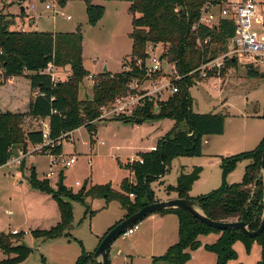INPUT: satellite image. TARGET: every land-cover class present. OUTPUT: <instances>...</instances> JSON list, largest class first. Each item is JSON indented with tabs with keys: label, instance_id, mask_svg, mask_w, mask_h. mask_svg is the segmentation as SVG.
Instances as JSON below:
<instances>
[{
	"label": "trees",
	"instance_id": "1",
	"mask_svg": "<svg viewBox=\"0 0 264 264\" xmlns=\"http://www.w3.org/2000/svg\"><path fill=\"white\" fill-rule=\"evenodd\" d=\"M32 0H0L3 9L13 5L24 6ZM47 2L51 0H37ZM60 7L71 1H83L86 5L88 24L96 27L105 15V7L94 4L97 0H56ZM123 1L130 3L132 15V51L125 58L123 66L129 67L120 73H109L107 70L94 76V97L88 100L79 99V90L83 81L90 77L84 66L83 35L78 29L72 33H52L39 31H18L15 17L0 11V67L7 78L23 76L29 73L31 89L38 94L29 103L28 114L0 113V167H3L14 156V147L24 152L28 146L43 144L42 129L25 132L22 128L25 119L42 118L49 120V140L61 142L75 130L86 127L89 133L95 131L94 122L101 115V108L113 104L125 96L129 85L134 80L143 81L145 73L137 66L138 61L148 58L149 46L162 45V58L173 63L181 77L177 81L178 92L166 101L145 100L130 116H118L112 120H121L133 124L146 121L171 120L175 123L172 131L157 145L156 150L140 152L139 160L129 161L122 165L133 175V180L124 179L121 191H116L111 184L92 185L77 193L67 190L62 183L53 191L41 186L32 176V187L46 192L58 201L60 222L50 230L35 231L36 237L55 239L64 235L74 226V214L71 202L84 205L88 213V200H104L106 204L118 202L125 211V218L137 213L152 202L153 192L150 183L164 176L172 161L178 157H198L202 154L205 136H221L225 133L226 116L221 113L198 114L192 110L190 88L196 81L203 80L198 68L210 60L228 51L231 39L235 36V23L228 18H221L213 26L200 24L201 10L207 0H103ZM226 0H213L214 5H223ZM25 16V11L21 12ZM237 63V59H228L227 65ZM69 68L65 81H54L46 70ZM217 70L209 71L213 77ZM254 70L250 75H257ZM99 76V78H98ZM158 110L156 111V108ZM185 125L188 131L181 130ZM62 143V142H61ZM46 146L40 154L61 155L62 144L50 149ZM264 139L251 152L227 158L223 161L224 178L234 169L239 160H249L243 180L240 183L224 184L217 190L192 198L190 191L200 177V170L190 174H181L176 187L169 186L168 192H176L178 198L192 199L198 202L201 211L210 219L223 222H249L250 231L260 226L264 211L263 173L261 170ZM257 182V183H256ZM133 197V198H132ZM66 198L69 201H63ZM175 214L179 220V241L172 246L165 256L155 259L165 264H186L192 253L201 247L215 254L217 264H227L238 259L233 245L243 241L248 246L257 241L263 248L262 258L257 264H264V232L250 238L240 231H220L211 228L187 212L179 209L164 210L158 214ZM121 222V221H120ZM119 222V223H120ZM117 223V224H119ZM116 224V225H117ZM20 232H18L17 236ZM25 234V233H22ZM210 234L220 235L212 244L203 245L201 237ZM24 235L15 238L12 233H0V250L7 255H16L0 261V264H18L28 257L30 249L20 245ZM102 241V240H101ZM100 241V242H101ZM19 244V245H18ZM95 253V252H94ZM90 254L83 250L76 264H99Z\"/></svg>",
	"mask_w": 264,
	"mask_h": 264
},
{
	"label": "rangeland",
	"instance_id": "2",
	"mask_svg": "<svg viewBox=\"0 0 264 264\" xmlns=\"http://www.w3.org/2000/svg\"><path fill=\"white\" fill-rule=\"evenodd\" d=\"M241 1L243 0H229L228 3ZM253 1L261 5L258 12L260 16H264V0ZM94 4L104 6L106 10L96 27L88 24L83 1H72L65 7H60L57 1L50 2L49 10L44 8V2H38L37 7L46 11L42 17L41 30L72 33L80 29L83 35V60L90 74L99 75L106 67L113 74L125 71L129 67L123 66L124 60L132 51L129 36L133 29L130 3L97 0ZM219 10V6L215 7L214 13L218 14ZM0 11L15 17L16 25L13 30L35 31L34 25L29 21L30 10L25 11L26 15L23 16L18 8L3 9L0 3ZM68 17L70 18L67 19ZM254 26L259 29V26ZM235 49L236 47L233 48ZM164 50L161 44L148 48V51L160 56ZM236 59L237 63L227 65L223 71L218 70L213 77L203 76V80L196 81L189 90L193 112L227 115L225 133L221 136H205L200 156L174 159L165 175L150 183L155 200L174 199L178 194L168 192V187H176L181 174H190L195 169L200 170V177L189 193L192 198L219 189L224 181L233 185L243 180L251 161H237L226 178L223 175V161L251 152L263 140L256 137L264 134V65L252 64L245 56ZM170 69V66H164L161 74H166V78L173 80L174 76L168 73ZM252 70L258 74L250 75ZM69 72L68 67L52 71L57 82L65 81ZM28 76L29 73H26L14 78L12 83L8 80L0 83V87L4 85L1 90L3 103L9 105L7 109L15 110L10 111L12 113L28 114L29 103L37 95L31 89ZM97 81L98 79L90 77L83 81L79 90L80 100L94 97L93 88ZM9 110L0 108V113ZM46 124H49L48 119L28 117L22 128L28 132L42 129ZM93 125V134L86 127H81L62 140L61 155L40 154L42 149L32 145L25 152L20 147H14L15 157L20 156L19 151L24 155L21 164L0 168V233L7 235L13 230L19 231L15 238L24 235L20 245L30 249L28 257L18 264H76L83 250L94 254L96 240L97 247L120 222L116 221L104 231L103 236L97 238V234L119 216V203H110L107 209L101 210L97 204H103L102 201L94 204L87 202L89 208L86 213L84 205L72 201L74 226L68 235L55 239L36 237L35 231L50 230L60 222L61 217L58 201L46 192L34 189L31 184L32 176L37 178L41 186L53 191L58 190L60 183L74 193L85 186L89 188L105 184H111L114 190L121 191L124 179L133 180V175L130 177V172L121 167V164L139 160L140 152H150L151 147L157 146L172 131L175 123L167 119L142 124L107 119L95 121ZM181 130L188 131L185 125H181ZM72 156L76 157L75 164L65 168V161ZM62 200L69 201L66 198ZM219 236L210 234L201 237V241L203 245L212 244ZM178 241L177 215H150L139 223L134 235L120 236L109 253L113 264H165L160 261L155 263L154 260L165 256ZM233 249L238 259L227 264H257L262 258L263 248L257 241H253L251 246L237 241ZM10 257L14 258L16 255L7 256L0 250V261ZM186 264H217V258L201 247L192 253V258Z\"/></svg>",
	"mask_w": 264,
	"mask_h": 264
},
{
	"label": "built area",
	"instance_id": "3",
	"mask_svg": "<svg viewBox=\"0 0 264 264\" xmlns=\"http://www.w3.org/2000/svg\"><path fill=\"white\" fill-rule=\"evenodd\" d=\"M229 1V0H228ZM225 2L221 5H214L213 0H207L201 10L200 24L206 26H213L221 18H228L235 23V36L231 39L228 47V51L221 54L217 58L203 63L197 71L201 73V76H207L209 71L221 70L226 60L234 58H248L252 64L264 65V18L259 15V9L261 5L255 3L253 0H243L236 3ZM46 9H51L50 2H56V0L47 1ZM220 7L219 13H214L215 7ZM68 17L67 19H69ZM255 25L259 26V29ZM26 31V30H22ZM236 47L235 50L233 48ZM137 66L145 73L143 81L134 80L129 85L128 93L117 99L113 104L104 106L101 108V115L98 120L112 119L118 116H130L132 112L141 107L145 100L166 101L169 97L176 94L179 90L177 81L181 79L173 63H169L162 56L148 51V58L142 62L138 61ZM164 66H170L168 73L174 76V79L166 78L164 72ZM53 66H50L46 73L50 74L54 79ZM127 70H130L128 68ZM91 79L94 76H90ZM8 80L4 71L0 67V83ZM38 94V93H37ZM44 143L36 145L38 149H43L46 146H50L51 150L60 145L61 142H53L49 140V125L46 124L42 128ZM65 134L63 137L70 136ZM153 147L152 150H156ZM19 157L13 156L6 165H20L21 158L24 157L21 151ZM76 162V157L72 156L65 161V168H70ZM1 168V167H0ZM49 176V175H48ZM79 184V182L77 183ZM139 226V225H138ZM138 226L129 229L125 235H132L138 229ZM19 231L13 230L12 234L17 235Z\"/></svg>",
	"mask_w": 264,
	"mask_h": 264
},
{
	"label": "water",
	"instance_id": "4",
	"mask_svg": "<svg viewBox=\"0 0 264 264\" xmlns=\"http://www.w3.org/2000/svg\"><path fill=\"white\" fill-rule=\"evenodd\" d=\"M228 0H226L227 2ZM21 11H25L22 7ZM253 69V66H251ZM106 70V68H105ZM158 107L156 108V111ZM261 170L263 173V193H264V151L262 154ZM257 183V182H256ZM61 184L60 186H62ZM86 187L83 188L85 190ZM179 209L187 212L201 223L220 230V231H232L237 230L250 238H256L264 232V211L260 226L255 231H250L248 228L249 222L245 221H234V222H223L215 221L207 217L199 208L198 202L192 199H181L174 198L169 200L157 201L152 197V202L132 216L122 220L119 224L115 225L99 243L93 258L98 261L99 264H111L109 259V250L113 243L122 235L126 234L129 229L138 226L145 218L150 215L157 214L164 210Z\"/></svg>",
	"mask_w": 264,
	"mask_h": 264
},
{
	"label": "crops",
	"instance_id": "5",
	"mask_svg": "<svg viewBox=\"0 0 264 264\" xmlns=\"http://www.w3.org/2000/svg\"><path fill=\"white\" fill-rule=\"evenodd\" d=\"M38 2H40V1H37V0H32V1H29V2H27V3H25V5L24 6H22V7H24L25 8V11L27 12L28 10H30V13H29V15H31V18H29V21H30V23L32 24V25H34V29H35V31H39V32H49V31H46V30H41V26H42V24H43V19H42V17L44 16V14L46 13V11L44 10V9H40V8H38L37 7V3ZM72 2V1H71ZM48 2H45V6H46V4H47ZM69 3V2H68ZM67 3V4H68ZM260 5V4H259ZM22 7H20L19 5H13V6H11V7H9V9H13V8H18L19 9V11L20 12H22L21 11V8ZM45 9H46V7H44ZM263 18H264V16H262ZM102 21V20H101ZM27 31H29V30H27ZM34 31V30H33ZM53 33H57V32H55V31H53ZM84 66H85V64H84ZM86 68V67H85ZM54 69H56V68H54ZM87 69V68H86ZM106 70H107V67H106ZM89 71V70H88ZM90 72V71H89ZM91 73V72H90ZM96 74H91V76H95ZM68 76V75H67ZM14 78H17V77H11L10 79H8V82H13L14 80ZM4 87V85L3 86H1L0 87V108H4V109H6V110H9V109H7V107H9V105H6V104H4L3 103V99H2V92H1V90H2V88ZM9 111H15V110H9ZM257 138H259V140L261 139L262 140V138L264 139V134L263 135H259V137L257 136L256 137V139ZM153 147H155V146H153ZM153 147H151L150 148V150L149 151H151L152 150V148ZM131 173H130V177H131ZM77 185H79V184H77ZM87 189V188H86ZM174 198H178V195L176 196V197H174ZM159 200H164V199H159ZM167 200H169V199H167ZM98 201H102L103 202V204H100V203H98L97 204V207L99 208V209H101V210H105V209H107L108 208V206H109V204H106V202L104 201V200H92V199H89L88 200V203L89 202H91V203H97ZM111 203H116L117 204V202H111ZM100 210V211H101ZM125 211L121 208V206H120V214H119V216L115 219V221H113V222H111V223H109L108 224V227L106 228V229H104L103 231H101L99 234H97V238L98 237H100V236H103V234L105 233L104 231L105 230H107L109 227H111L113 224H115L116 223V221H121V220H124V219H126L125 218ZM158 214V213H157ZM157 214H153V215H157ZM160 215V214H159ZM166 215H168V214H166ZM161 216H165V215H161ZM178 225H179V220H178ZM136 233V231L134 232V234ZM134 234H132V235H134ZM218 237V236H217ZM216 237V240L218 239ZM97 241L98 240H96V245H97ZM115 243V242H114ZM113 243V244H114ZM96 245H95V247H94V249L96 248L97 249V247H96ZM99 245V244H98ZM112 247V246H111ZM96 249H95V251H96ZM109 252H110V250H109ZM109 259H110V262H111V264H113L112 263V256L110 255V253H109Z\"/></svg>",
	"mask_w": 264,
	"mask_h": 264
}]
</instances>
